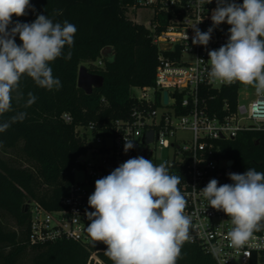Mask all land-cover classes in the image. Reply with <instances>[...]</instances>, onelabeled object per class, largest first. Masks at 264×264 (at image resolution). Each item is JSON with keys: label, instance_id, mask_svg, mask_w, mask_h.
I'll list each match as a JSON object with an SVG mask.
<instances>
[{"label": "built area", "instance_id": "obj_1", "mask_svg": "<svg viewBox=\"0 0 264 264\" xmlns=\"http://www.w3.org/2000/svg\"><path fill=\"white\" fill-rule=\"evenodd\" d=\"M205 2L132 0L128 5V18L144 25L158 48L155 83L132 88L133 105L128 118L77 127L88 147L77 159L73 173L80 171L83 178L79 182L74 180L59 209L48 210L37 202L30 203L32 244L73 241L90 251L92 261L102 264L100 255L105 254L107 246L93 241L86 231L90 221L85 213L94 211L88 205V197L94 192L97 179L128 159L143 156L155 165L164 163L170 175L181 178L178 188L186 200L184 214L191 221L188 239L183 243L199 246L216 264H264V247L232 246L228 237L233 227L231 218L212 208L201 192L213 178L218 180V186L230 183L226 169L231 166L222 157L224 142L233 141L242 133L264 132V118L256 116L258 105L264 104V95L256 91L253 95L248 92L241 95L240 89L234 107L225 101L220 112L210 111L205 94L220 91L229 83L209 76L208 52L227 42L230 26L223 23L216 27L206 47L193 45L196 24L202 32L212 27L216 0ZM236 2L242 4L243 0ZM145 9L151 11L147 24L141 16V10ZM134 13L140 20L133 17ZM98 65L103 64L99 61ZM64 119L72 121L69 115H64ZM179 132H189L191 138L183 141L177 137ZM125 139L134 145L127 152ZM158 149L171 153L158 158ZM254 235L264 237V229Z\"/></svg>", "mask_w": 264, "mask_h": 264}, {"label": "trees", "instance_id": "obj_2", "mask_svg": "<svg viewBox=\"0 0 264 264\" xmlns=\"http://www.w3.org/2000/svg\"><path fill=\"white\" fill-rule=\"evenodd\" d=\"M132 0H30L35 12L13 16V21L31 23L36 13L53 22L74 24V45L65 46L63 54L50 63L53 76L62 87L47 90L23 76L20 89L32 92L35 103L24 107L13 101V112L0 116V122L15 112H26L0 133V264H99L90 251L79 243L62 240L32 244L29 240L30 210L37 202L48 210L59 209L74 183L77 159L87 151V141L77 132L78 126L104 124L130 116L132 88L152 86L158 66V48L144 25L132 22L127 15ZM16 43L20 44L19 36ZM110 47L112 52L103 56ZM71 51V59L64 56ZM102 62V66L98 62ZM104 77V85L86 94L78 87L81 66ZM241 83L227 84L220 91L205 94L210 111L220 112L225 101L236 105ZM210 99V97H213ZM64 115L72 118L66 122ZM222 157L233 161L228 173H244L248 168L264 172V132L242 133L223 143ZM102 264H113L100 255ZM176 264H216L199 246L183 243Z\"/></svg>", "mask_w": 264, "mask_h": 264}, {"label": "clouds", "instance_id": "obj_3", "mask_svg": "<svg viewBox=\"0 0 264 264\" xmlns=\"http://www.w3.org/2000/svg\"><path fill=\"white\" fill-rule=\"evenodd\" d=\"M212 3V0H206ZM35 12L30 0H0V116L13 112V101L24 107L37 97L29 92L27 100L20 89L23 76L47 90L62 87L49 66L74 45L77 28L67 20L53 22L36 13L31 23L13 21V16ZM212 27L202 32L193 27V45L207 46L213 30L227 23V42L208 52L209 76L215 80L251 85L264 95V0H216ZM19 36L20 44L16 43ZM188 39V37L186 36ZM71 51L64 58L71 59ZM26 112H15L0 122V133L13 123L22 122ZM264 118V104L256 110ZM134 147L125 139L124 151ZM232 183L219 185L211 179L201 190L212 208L231 218L228 232L232 246L248 244L264 247V237L254 233L264 229V172L248 168L244 173H228ZM181 178L170 175L164 163L137 156L121 163L105 177L95 181L88 197L94 211H86L90 221L86 231L93 241L103 242L105 254L113 264H176L181 246L188 239L190 218L184 214L186 200L178 185ZM259 240L260 243H254Z\"/></svg>", "mask_w": 264, "mask_h": 264}, {"label": "water", "instance_id": "obj_4", "mask_svg": "<svg viewBox=\"0 0 264 264\" xmlns=\"http://www.w3.org/2000/svg\"><path fill=\"white\" fill-rule=\"evenodd\" d=\"M112 52L110 47L105 48L102 51L103 56H108ZM104 85V77L97 75V74H92L88 71V68L85 66H81L79 68V73H78V87L83 90L86 94H92L93 90L95 88H101ZM165 100L167 102L168 96L167 93H165ZM233 161L228 162V166H232ZM30 203H28L25 206V210H29Z\"/></svg>", "mask_w": 264, "mask_h": 264}, {"label": "rangeland", "instance_id": "obj_5", "mask_svg": "<svg viewBox=\"0 0 264 264\" xmlns=\"http://www.w3.org/2000/svg\"><path fill=\"white\" fill-rule=\"evenodd\" d=\"M150 15H151V11L150 10H146V9L145 10H141L142 21L145 24H147ZM133 17L134 18H138V16L135 13L133 14ZM138 20H140V18H138ZM84 66L88 67L87 65H84ZM247 92L253 95L255 93V88L253 86H251V85H246V84H242L241 83L240 94L244 95V93H247ZM240 102L241 103L244 102L242 98H240ZM177 137L182 139L183 141H185V140H188L189 138H191V134L189 132H179L177 134ZM170 153H171L170 150H167V149L159 150L158 149L157 156H158V158H159V156L162 157V158H165L168 155H170ZM82 178H83L82 172H80V171L75 172V174H74V180L75 181L79 182V181L82 180Z\"/></svg>", "mask_w": 264, "mask_h": 264}]
</instances>
